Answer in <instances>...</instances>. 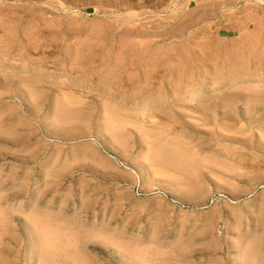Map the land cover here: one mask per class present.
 Returning <instances> with one entry per match:
<instances>
[{
    "label": "rangeland",
    "instance_id": "1",
    "mask_svg": "<svg viewBox=\"0 0 264 264\" xmlns=\"http://www.w3.org/2000/svg\"><path fill=\"white\" fill-rule=\"evenodd\" d=\"M0 199V264H264V0H0Z\"/></svg>",
    "mask_w": 264,
    "mask_h": 264
},
{
    "label": "bare ground",
    "instance_id": "2",
    "mask_svg": "<svg viewBox=\"0 0 264 264\" xmlns=\"http://www.w3.org/2000/svg\"><path fill=\"white\" fill-rule=\"evenodd\" d=\"M166 51H167V50H166ZM148 57H149V56H148ZM156 150H157V149H156ZM154 157H155V156H154ZM0 200H1V199H0ZM2 215H3V213H2ZM4 216H5V215H4ZM2 217H3V216H2ZM36 222H37V221H36ZM36 225H37V223H36ZM36 227H37V226H36ZM41 227H42V226H41ZM56 227H57V226H56ZM46 228H47V227H46ZM42 229H43V227H42ZM56 229H57V228H56ZM59 229H60V228H59ZM37 230H38V229H37ZM40 230H41V229H40ZM48 231L50 232V230H48ZM56 231H57V230H56ZM60 232H61V231H60ZM50 233H51V232H50ZM56 233H57V232H56ZM68 233H69V232H68ZM60 234H61V233H60ZM66 234H67V232H66ZM66 234H65V235H66ZM71 234H72V232H71ZM49 235H50V234H49ZM63 235H64V234H63ZM52 236H53V235H52ZM60 236H61V235H60ZM70 236H72V235H70ZM46 237H47V236H46ZM48 237H49V236H48ZM55 237H56V236H55ZM68 238H69V237H67V239H68ZM73 238H74V237H73ZM73 238H71V239L74 240ZM75 238H76V237H75ZM57 239H58V238H57ZM59 239H60V238H59ZM61 239H62V238H61ZM67 239H66V240H67ZM54 240H56V239H54ZM69 240H70V239H69ZM72 240H71V241H72ZM42 241H43V240H42ZM47 241H48V240H47ZM57 242H58V240H57ZM66 242H67V245H66V246H68V245H69V244H68V241H66ZM75 242H76V241H75ZM77 242H78V241H77ZM58 243H59V242H58ZM58 243H57V245H58ZM60 243H61V242H60ZM60 243H59V244H60ZM62 243H63V242H62ZM71 243L74 244L73 241H72ZM85 243H86V241H85ZM114 243H115V242H114ZM76 244H77V243H76ZM103 244H104V243H103ZM42 245H43V244H42ZM47 245H48V247H49V244H47ZM51 245H52V244H51ZM54 245H55V244H54ZM74 245H75V244H74ZM78 245H79V244H78ZM117 245H118V244H117ZM119 245H120V244H119ZM58 246H59V245H58ZM58 246H57V247H58ZM64 246H65V245H64V243H63V246H62V247L64 248ZM66 246H65V248H66ZM44 247H45V246H44ZM57 247H56V248H57ZM120 247H121V246H120ZM124 247H125V246H124ZM46 248H47V246H46ZM49 248H50V247H49ZM118 248H119V247H118ZM43 249H44V248H43ZM50 249H53V248H50ZM58 249H59V248H58ZM61 249H62V248H61ZM75 249H76V248H75ZM160 249H161V248H160ZM69 250H70V249H69ZM66 251H68V250H66ZM146 251H147V250H146ZM149 251H150V250H149ZM160 251H161V250H160ZM45 252H47V250H45ZM49 252H50V251H49ZM61 252H62V251H61ZM78 252H79V251H78ZM78 252H77V253H78ZM116 252H117V251H116ZM136 252H137V251H136ZM144 252H145V251H144ZM150 252H151V251H150ZM164 252H165V251H164ZM67 253H68V254H71L70 256H72V255L74 254V253L72 254V253H69V252H67ZM77 253H76V254H77ZM158 253H159V252H158ZM48 254H49V253H48ZM52 254H53V253H52ZM65 254H66V253H65ZM139 254H140V253H139ZM142 254H144V253H142ZM151 254H152V253H151ZM162 254H163V253H162ZM49 255L52 256L51 254H49ZM122 255H123V254H122ZM156 255H157V254H156ZM39 256H40V255H39ZM74 256H75V255H74ZM143 256L145 257V255H143ZM149 256H150V255H149ZM153 256H154V255H153ZM163 256H164V254H163ZM53 257L56 258V257H58V256L55 257V256L53 255ZM81 257H82V256H81ZM66 258H67V257H66ZM68 258L70 259V257H68ZM68 258H67V259H68ZM72 258H73V257H72ZM72 258H71V259H72ZM74 258L76 259V256H75ZM141 258L143 259L142 255H141ZM141 258L139 257V259H141ZM147 258H148V257H147ZM57 259H58V258H57ZM59 259H60V258H59ZM71 259H70V260H71ZM77 259H78V258H77ZM165 259H166V258H165ZM67 261H69V260H67ZM73 261H74V260H73ZM73 261H70V262L73 263ZM80 261L82 262L81 259H80ZM142 261H144V263H145V259H143ZM140 262H141V261H140ZM56 263H57V262H56ZM60 263H62V261H61ZM60 263H59V264H60ZM74 263H75V261H74ZM79 263H80V262H79ZM83 263H84V261H83ZM144 263H143V264H144ZM147 263H148V262H147ZM75 264H77V263H75ZM80 264H81V263H80ZM148 264H149V263H148Z\"/></svg>",
    "mask_w": 264,
    "mask_h": 264
}]
</instances>
